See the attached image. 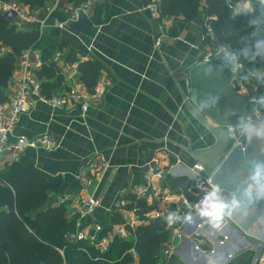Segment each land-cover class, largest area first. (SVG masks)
I'll return each mask as SVG.
<instances>
[{"label":"crops","instance_id":"obj_1","mask_svg":"<svg viewBox=\"0 0 264 264\" xmlns=\"http://www.w3.org/2000/svg\"><path fill=\"white\" fill-rule=\"evenodd\" d=\"M158 1L99 0L90 16L80 12L70 20L49 13L43 25L26 24L21 30L40 31L43 47L62 51L66 63V54L81 61L100 60L104 69L96 84L110 81L102 100L86 114L79 107L59 109L36 101L30 113L19 118L10 137L12 143L19 137L51 138L54 150L26 149L16 161L43 174L56 187L48 193L54 205L66 204V216L77 220L79 231H91L92 236L98 224L108 232L119 226L112 222L116 203L126 201L134 187L145 185L157 170L154 160L163 172L154 179L155 185L163 193H177L181 190L176 188L177 179L192 181L196 165L186 149L214 142L186 107L187 101L197 107L190 94L189 71L211 51L203 42L213 19L202 14L187 22L183 17L161 20L159 11L153 15ZM241 1L236 10L264 6V0ZM26 61L32 66L37 59L32 53L27 60L17 57L8 99L17 91L15 83ZM255 79L249 94L264 112V71ZM67 86L71 87L63 75L61 92ZM7 163H14L10 154ZM82 198L99 199L101 205L86 213ZM148 203L154 209L158 206ZM158 208L166 215L176 212L192 218L169 227L171 235L180 232L183 238L171 239L177 249L163 264H264V242L232 216H226L222 228L215 230L194 208L177 211L167 203ZM126 239L131 241L133 235Z\"/></svg>","mask_w":264,"mask_h":264},{"label":"trees","instance_id":"obj_2","mask_svg":"<svg viewBox=\"0 0 264 264\" xmlns=\"http://www.w3.org/2000/svg\"><path fill=\"white\" fill-rule=\"evenodd\" d=\"M10 1L0 0V7ZM18 1L33 12L41 10L50 0ZM241 2L159 0L157 4L161 20L183 17L187 22L202 14L213 19L214 38L205 39L203 46L208 45L212 51L220 48L223 51L211 61L212 66L231 79L239 76L253 85L257 82L255 76L264 71V6L236 10L235 5ZM28 50H40L42 54L43 66L36 71L42 93L49 96L54 91L61 92L59 86L63 75L51 62L55 48H44L40 31L19 30L2 18L0 10V103L8 100V87L14 76L17 57ZM66 58L68 63L79 61L80 79L93 92L104 69L101 61H81L74 54H66ZM51 79L54 81L48 82ZM231 125L244 145L247 134L243 132L242 118H234ZM192 184L193 181L185 177L178 178L176 188L190 197ZM50 190H56V187L35 167L22 161L7 163L0 170V264H162L161 254L169 240L170 228L165 217L150 218L154 206L147 201L139 200L131 193L125 197L124 209L132 211L141 225L128 226L120 211L116 210L112 215L113 224L124 226L133 239H121L116 235L103 251L89 241L76 239L77 220L66 216V204L54 205L48 194ZM108 234L103 229L99 237Z\"/></svg>","mask_w":264,"mask_h":264},{"label":"built area","instance_id":"obj_3","mask_svg":"<svg viewBox=\"0 0 264 264\" xmlns=\"http://www.w3.org/2000/svg\"><path fill=\"white\" fill-rule=\"evenodd\" d=\"M98 1L99 0H86L85 2L77 3L72 0H50L41 10L29 12L18 0H11L10 2L2 3L0 10L1 16L4 20L12 22L19 30H24L26 24L36 23L43 25L45 23V18L49 13H61L66 19L70 20H74L80 12L90 16ZM155 14H158L157 7L153 8V15ZM205 33V39L214 37L211 27H207ZM159 44L160 42H158V45ZM222 51L221 48L216 51L211 50L205 54L201 63H211L213 59L220 56ZM30 53L34 54L36 57V63L31 66L30 62L26 61L24 69L19 73L15 83L17 91L6 102L0 103V170L7 163V156L9 154L11 155L12 161L16 162V160H19L20 153L26 149L41 148L46 151L54 150L55 144L48 135H43L31 140L19 137L15 143L11 142L10 137L17 121L21 116L30 113L35 106L34 104L36 101L59 109H62V107L78 109L79 107L82 114H86L91 106L98 104V102L102 100L110 83L108 80H100L95 85L93 92H90L88 88L85 87L84 83L78 78L79 61H76L75 63H66L63 60L62 51H59L53 55L54 57L51 62L54 64L57 71L64 75L69 81L71 87L67 86L68 88L63 89L61 93L53 94L51 96L44 95L41 89V82L36 73V71L40 70L43 66L42 54L40 50H28L22 55V57H25L27 60L28 54ZM232 82L239 93L250 98L249 114L246 118L242 119L243 125L248 124L252 126L261 119L264 121V112L260 109L258 102L249 94L248 89L250 86L253 88L254 84L252 85L249 82L243 81V78L239 76L233 78ZM262 85L264 87V80L262 81ZM227 131L230 137L235 139V147L243 145L232 125L227 126ZM243 147H245V145H243ZM154 164L157 166V170L153 175L147 177L145 185H138L129 191V193L135 195L139 200L157 203L158 206H155V209L150 214L151 219H162V217L166 216V212L159 210L158 208L162 203L171 204L177 211L190 210L192 208L188 205H195L203 198L207 191L211 188L217 187L213 183L212 173L206 175L203 166L196 163L193 168V184L189 190L190 197L181 190L177 193H163L154 182V179L161 178L163 172L158 160H154ZM81 200L86 213H91L101 205L99 199L82 198ZM125 205V200L118 201L116 203V210L120 211L126 224L132 228L136 227L137 223L141 224L139 218L132 211L128 212L124 209ZM198 227L201 228V225ZM93 231L95 232V236H92L91 231L82 230L78 231V234L75 237L79 241H89L103 251L107 250L108 244L116 235L121 239H126L130 234L124 226H118L114 229V232H109L108 235L100 238L99 234L103 231L100 224L94 226ZM181 238H183V234L180 232L176 235L170 234L169 240L165 243L162 250V264L165 262V259L169 258L176 252L177 247L171 243V239L179 240ZM261 257V261L264 263V255Z\"/></svg>","mask_w":264,"mask_h":264},{"label":"water","instance_id":"obj_4","mask_svg":"<svg viewBox=\"0 0 264 264\" xmlns=\"http://www.w3.org/2000/svg\"><path fill=\"white\" fill-rule=\"evenodd\" d=\"M189 83L197 107L187 101V110L209 131L214 142L205 148H188L186 152L203 166L206 175L212 173L213 183L227 202L233 198L239 201L240 207L231 216L264 242V195H258L262 186L251 179L255 166L264 165V123L250 127L249 146L235 147L227 126L234 118L248 116L250 98L239 93L232 79L211 63L195 65L189 71ZM248 189L250 198L245 194Z\"/></svg>","mask_w":264,"mask_h":264},{"label":"clouds","instance_id":"obj_5","mask_svg":"<svg viewBox=\"0 0 264 264\" xmlns=\"http://www.w3.org/2000/svg\"><path fill=\"white\" fill-rule=\"evenodd\" d=\"M258 47H261V45H258ZM231 59L235 60V57H231ZM235 67H239V65H236ZM235 67L233 68V71H235ZM249 129L250 125H243V132L245 134L248 133ZM262 176H264V165L257 164L255 166L254 172L252 173L251 179L253 181H258ZM245 194L248 195L250 198V189L246 190ZM258 195H264V187L261 188V190L258 192ZM188 206L190 208H194L198 215L206 220L210 228L220 230L223 226V221L225 217H230L233 211L240 207V203L235 198H233L230 203L227 202L221 196V189L219 187H214L207 191L198 203H196L195 205ZM165 219L167 221V225L169 227H172L174 224H176L178 221H181L182 219L191 222L192 218L191 216H186L182 218L176 212H169L167 213Z\"/></svg>","mask_w":264,"mask_h":264},{"label":"rangeland","instance_id":"obj_6","mask_svg":"<svg viewBox=\"0 0 264 264\" xmlns=\"http://www.w3.org/2000/svg\"><path fill=\"white\" fill-rule=\"evenodd\" d=\"M263 118V117H262ZM257 123H264V121H263V119H261L259 122H257ZM249 135H250V129H249V131H248V133H247V135H246V141H245V144L244 145H246V146H249L248 145V143H249Z\"/></svg>","mask_w":264,"mask_h":264},{"label":"flooded vegetation","instance_id":"obj_7","mask_svg":"<svg viewBox=\"0 0 264 264\" xmlns=\"http://www.w3.org/2000/svg\"><path fill=\"white\" fill-rule=\"evenodd\" d=\"M248 170V169H247ZM249 171V170H248ZM258 183V185H261L262 187H264V179H262V177L258 180V181H255V185ZM261 190V188H260ZM259 190V191H260Z\"/></svg>","mask_w":264,"mask_h":264}]
</instances>
